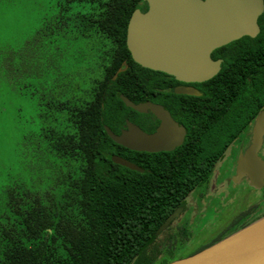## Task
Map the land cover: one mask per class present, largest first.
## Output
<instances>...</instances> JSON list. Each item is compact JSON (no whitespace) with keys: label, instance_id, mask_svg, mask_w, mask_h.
Returning <instances> with one entry per match:
<instances>
[{"label":"trees","instance_id":"1","mask_svg":"<svg viewBox=\"0 0 264 264\" xmlns=\"http://www.w3.org/2000/svg\"><path fill=\"white\" fill-rule=\"evenodd\" d=\"M76 1L91 5V19L87 18L83 27L100 33L109 42L100 57L102 77L95 82L90 100L76 106L55 104L60 116L55 117L50 129H42L40 138L57 154L73 153L83 161L82 174L76 183L80 214L72 222L73 227L65 219L64 226L58 227L56 233L37 227L29 215L24 216L23 235L30 244L4 230L0 264H164L175 259V246L162 242L164 232L155 231L210 175L226 145L246 121L244 113L250 109L251 90L244 81L239 86L232 84L235 68L230 51L235 46L230 42L214 53L228 58L218 74L223 77L216 85L222 99L221 132L215 121L197 130L191 128L184 142L172 151H135L115 143L104 125L118 132L125 119L137 121L141 115L125 106L119 94L136 102L135 93H149V88L134 79V71L129 68L113 78L122 60L137 65L126 47L125 36L132 11L142 6L140 0ZM258 22L259 34L245 37L253 44L241 48L264 51V10ZM259 72L262 75L261 68ZM64 122L71 128L70 132L58 128ZM112 154L136 163L142 171L112 162ZM30 215L34 220L39 219L35 212ZM222 238L217 237L195 251Z\"/></svg>","mask_w":264,"mask_h":264},{"label":"rangeland","instance_id":"2","mask_svg":"<svg viewBox=\"0 0 264 264\" xmlns=\"http://www.w3.org/2000/svg\"><path fill=\"white\" fill-rule=\"evenodd\" d=\"M90 6L76 0H0V243L5 230L30 244L23 235L26 215L37 227L56 233L65 219L73 227L80 214L76 183L83 161L73 153L57 154L40 134L60 116L55 104L76 106L90 100L102 77L100 57L109 42L83 27L91 19ZM58 128L71 131L65 122ZM247 138L241 130L213 170L217 182L228 177L230 182L209 194L203 184L193 189L187 198L195 200L196 210L181 211L171 228L160 232L162 242L174 244L173 258L240 229L225 232L250 203L261 201L264 209V191L246 180H232L235 151ZM34 212L39 219L32 218Z\"/></svg>","mask_w":264,"mask_h":264},{"label":"water","instance_id":"3","mask_svg":"<svg viewBox=\"0 0 264 264\" xmlns=\"http://www.w3.org/2000/svg\"><path fill=\"white\" fill-rule=\"evenodd\" d=\"M147 4L142 12L135 8L127 22L125 44L134 62L142 67L162 71L179 80L203 81L220 68V60L211 58L212 50L242 36L259 32L257 19L264 10V0H141ZM176 92L196 94L193 89ZM125 106L137 112L150 111L158 120L152 132L142 130L126 120L125 128L114 133L107 125V135L130 150L144 152L170 151L181 145L184 128L176 123L162 105L144 101L134 103L119 95ZM264 135V116L254 119L251 139L236 161L233 180L241 176L260 188L264 184V161L258 155ZM112 162L131 170L142 171L136 163L116 154ZM183 204L170 212L158 226V234L180 214ZM264 215L215 243L185 257L164 264H264V226L249 230Z\"/></svg>","mask_w":264,"mask_h":264},{"label":"flooded vegetation","instance_id":"4","mask_svg":"<svg viewBox=\"0 0 264 264\" xmlns=\"http://www.w3.org/2000/svg\"><path fill=\"white\" fill-rule=\"evenodd\" d=\"M140 6H142V9L139 8L140 11L142 12H144L147 9V4L145 2H143ZM258 19H257V23L259 25ZM259 31H260V28H259ZM245 37L246 36H242L236 40L231 41V43H233L235 48L230 51L231 53H233V56H234L232 58V61L234 64L232 65H234V68H235V71L233 73L232 84H234L235 86H239L244 81L245 87H249V89L251 90L250 109L248 112L244 113V116H245L244 119L246 121L235 132L232 138V140L234 138L237 140V137L240 134L241 130H244L245 133H248L247 143L245 144V146L241 145L242 144L241 143L239 147H237V150L235 151V160L232 164L233 176L235 174L236 161H237L238 154L240 152H243L250 142L254 119L256 118L259 112H263V116H264V53H263L264 51H261L260 49L241 48L243 46L248 45L249 43H252L249 40L246 41ZM254 37H251V38H254ZM216 49L211 51L210 56L214 60H217V59L220 60V68L217 71V73H215L212 77L206 80H203V81L179 80L171 74H167L162 71H157V70H152L149 68L142 67L136 62L135 63L137 65H128L125 59L122 60L121 66L117 68L115 74L113 75V78H115L118 72H121L122 70L126 68H129L130 70L134 71V73H132L133 78L140 81V83L143 86L145 85L149 88V93H144V94H141L140 92L135 93L134 95L137 101L134 103L151 101V102L160 104L165 109H167L170 113V116L174 119V121H176L178 125L184 128L185 133H184V137L182 141L183 143L185 138L188 136L189 130L191 128L197 130L198 128L207 127L209 125L208 123L212 121H215L216 125L219 124L218 132H221L220 131V121H221L222 99L219 93H217L218 87H216V85H217V82L223 77L221 74L220 75L218 74L221 72V69L224 63L228 62V58L225 55L216 56L214 54ZM260 68L263 71L262 75L259 72ZM214 87H216V89ZM178 88L193 89L197 93L188 94V93L176 92V89ZM167 101L170 102V105L167 104ZM252 112H255V113L252 115ZM138 113H140L141 115L139 118H136L137 121H131L129 119H125V121L129 120L135 123L142 130L146 132H152L157 128L159 124V120L150 111L138 112ZM125 127L126 126L124 122L122 126L119 127L118 132H114V131L113 132L119 133L120 130ZM231 141L226 145L222 156L215 162L210 175L199 185L200 187L203 184V187L202 188L200 187V188L204 191L205 194H209L211 192L213 193V192L220 190L224 184V181L230 182L229 177L227 180L217 182L216 176H214L212 173H213V170L215 169L216 164L220 160L222 161L224 159L226 152L228 153V149L230 148V145H232V142H233ZM258 155L264 161V135L262 137V143L260 145ZM240 180H246L249 184V179L246 176H241L236 181L233 180V182H239ZM257 189L264 191V184L262 187L257 188ZM188 195L184 199L182 212L183 211L187 212V209H190L189 207L192 208L193 212L194 210H196L195 200L187 198ZM260 203L262 202L257 201L254 203H250V205H248L246 209L237 213V216L236 217L234 216V218L232 219V221L230 222L228 226V227H231V229H228L225 232L228 233L237 227L238 228L244 227L251 221L264 215V209L260 208L261 207ZM182 212H181V215H182ZM170 225H169V228H171Z\"/></svg>","mask_w":264,"mask_h":264},{"label":"bare ground","instance_id":"5","mask_svg":"<svg viewBox=\"0 0 264 264\" xmlns=\"http://www.w3.org/2000/svg\"><path fill=\"white\" fill-rule=\"evenodd\" d=\"M263 226H264V218L260 222H258L256 225L251 227L249 230H254V229H257V228H260V227H263Z\"/></svg>","mask_w":264,"mask_h":264}]
</instances>
